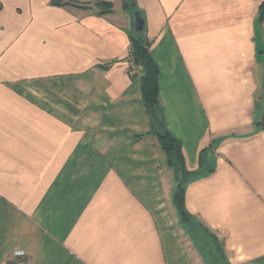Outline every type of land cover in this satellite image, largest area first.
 Instances as JSON below:
<instances>
[{
	"label": "crops",
	"instance_id": "obj_1",
	"mask_svg": "<svg viewBox=\"0 0 264 264\" xmlns=\"http://www.w3.org/2000/svg\"><path fill=\"white\" fill-rule=\"evenodd\" d=\"M0 0V264H204L129 71L125 3ZM184 207L229 264H264V0H134ZM138 135H144L137 138Z\"/></svg>",
	"mask_w": 264,
	"mask_h": 264
},
{
	"label": "trees",
	"instance_id": "obj_2",
	"mask_svg": "<svg viewBox=\"0 0 264 264\" xmlns=\"http://www.w3.org/2000/svg\"><path fill=\"white\" fill-rule=\"evenodd\" d=\"M132 3L134 6H132ZM51 7L74 6L82 7L85 4L76 0H49ZM98 9V14L103 15L112 12V5L104 0H97L94 4ZM125 8L128 9L131 17L134 20L135 12H138L143 19L140 10L136 7L134 0H128L125 3ZM258 18L260 22H264V1L259 6ZM144 21V19H143ZM130 46L128 54L129 71L132 77H139L140 80V96L145 106L147 116L149 118V128L144 134L155 139L159 149L162 151L166 166L173 172L176 188L173 194V206L181 223L188 225L190 222H197L198 225L212 237L213 243H217L218 248L209 250L204 246L198 247L194 243V247L201 256L204 264H229L223 243L212 232H210L202 223L194 219L186 211L184 207V192L185 186L198 177L208 176L213 173L212 168L202 163V156L199 154V166L195 171H188L185 166V158L181 150V144L171 136L165 126L164 113L159 101L158 94V70L150 55V42L145 36V23L141 33H136L133 29L130 36ZM264 128V112L261 117V122L257 124ZM144 135H138L141 138ZM186 228V227H185ZM189 229V228H188ZM191 230L185 231L190 236L192 242L196 241ZM29 258L24 255H14L9 257L6 264H29Z\"/></svg>",
	"mask_w": 264,
	"mask_h": 264
},
{
	"label": "rangeland",
	"instance_id": "obj_3",
	"mask_svg": "<svg viewBox=\"0 0 264 264\" xmlns=\"http://www.w3.org/2000/svg\"><path fill=\"white\" fill-rule=\"evenodd\" d=\"M176 220H177V225L179 227V230L181 232H185L186 229L191 230L190 232H192L194 237L196 238V241L193 242V245L195 243L198 247L204 246L205 248L209 250H215L218 248L217 243L215 242L213 243L212 241L213 239L210 236V234L207 232H204L197 222L193 221V222L188 223V225L185 223H181L177 216V213H176Z\"/></svg>",
	"mask_w": 264,
	"mask_h": 264
},
{
	"label": "water",
	"instance_id": "obj_4",
	"mask_svg": "<svg viewBox=\"0 0 264 264\" xmlns=\"http://www.w3.org/2000/svg\"><path fill=\"white\" fill-rule=\"evenodd\" d=\"M132 6H134V4L132 3ZM144 28V21L143 19L140 17L138 12H135L134 14V31L136 33H141L143 31Z\"/></svg>",
	"mask_w": 264,
	"mask_h": 264
},
{
	"label": "built area",
	"instance_id": "obj_5",
	"mask_svg": "<svg viewBox=\"0 0 264 264\" xmlns=\"http://www.w3.org/2000/svg\"><path fill=\"white\" fill-rule=\"evenodd\" d=\"M128 54H129V50H128ZM15 255H22V254L18 252V253H16Z\"/></svg>",
	"mask_w": 264,
	"mask_h": 264
}]
</instances>
